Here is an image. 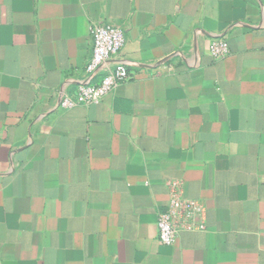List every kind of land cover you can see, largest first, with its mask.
<instances>
[{"label":"crops","instance_id":"crops-1","mask_svg":"<svg viewBox=\"0 0 264 264\" xmlns=\"http://www.w3.org/2000/svg\"><path fill=\"white\" fill-rule=\"evenodd\" d=\"M93 23L131 77L62 108ZM170 179L206 228L163 244ZM0 264H264V0H0Z\"/></svg>","mask_w":264,"mask_h":264},{"label":"built area","instance_id":"built-area-1","mask_svg":"<svg viewBox=\"0 0 264 264\" xmlns=\"http://www.w3.org/2000/svg\"><path fill=\"white\" fill-rule=\"evenodd\" d=\"M92 53L86 64L87 79L79 81L74 93L60 98L58 105L68 108L77 104L98 103L116 86L130 79L121 50L125 43L124 29L106 23H93L90 28ZM229 53V45L224 36L214 38L209 43V54L222 58ZM102 70L97 82L89 78ZM168 203L157 213L158 239L163 244L175 242L182 230H204L206 228V205L200 199L186 197L182 182L178 179L167 181Z\"/></svg>","mask_w":264,"mask_h":264}]
</instances>
